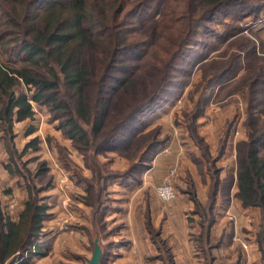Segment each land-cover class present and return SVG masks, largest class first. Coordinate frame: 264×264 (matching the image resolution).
<instances>
[{
  "label": "trees",
  "instance_id": "16d2710c",
  "mask_svg": "<svg viewBox=\"0 0 264 264\" xmlns=\"http://www.w3.org/2000/svg\"><path fill=\"white\" fill-rule=\"evenodd\" d=\"M175 2L173 9L160 0H0V132L9 154L6 168L11 174L18 166L14 160L13 125L27 123L24 135H31L34 132L31 122L35 120V106L47 108L52 119L59 122V130L79 150L87 149L90 136L99 138L95 147L97 154L106 149L112 151L115 148L113 144L119 145L126 138L130 142L124 144L123 150L131 149L135 140L141 137L135 136L138 128L144 125L140 117L170 83V70L193 41L194 28H202L207 33V24L231 8L239 13H250L254 18L264 9V4L255 6L248 0H188L186 6L182 0ZM128 7L131 8L126 10ZM153 9H159V22L152 19L150 11ZM145 17L150 19L147 21H151L150 27L154 23L159 29V36L167 32L165 41L157 43L158 47L154 40L135 41L132 37L136 27H130V23L134 20L141 22ZM155 48L158 49L155 51ZM159 51L160 56L157 55ZM134 53L138 58L145 54L152 57L144 60V65L157 57L155 65L160 67L152 71L159 77L148 79L146 84L147 77L144 79L140 75V85L135 80L124 84L122 79H114L115 84L122 86L124 94L136 99L134 101H138L140 96L145 100L106 133L107 95L115 88V84H109L113 79L112 72L119 68L122 58ZM256 82L252 85L255 86ZM94 87L97 92L93 91ZM63 94H68L71 104ZM253 106L250 101L249 105L246 102L248 134L235 147L237 191L233 196L242 207L260 211L256 241L264 264V117ZM83 124L90 127L89 132ZM229 127L219 140L217 157L224 153ZM121 129L123 132L120 133ZM189 131L193 143L208 164L210 187L206 204L201 206L198 203L190 183L188 191L195 205L194 213L200 217L198 241L201 245L211 246L208 233L214 220V206L221 191L222 200L228 199L226 191L230 179H219V169L210 156L208 145L199 137L195 127H190ZM142 136V144L145 142L142 154L137 161L131 162L127 171L128 176L136 180L150 167L163 144L156 139L157 135ZM32 144H35L34 140ZM61 162L67 167L65 161ZM111 178L113 176L98 175L100 187L84 180L86 195L81 201L93 208L99 219L105 215L107 207L103 197ZM36 192L28 187V198L22 203L15 222L0 212V264H26L33 256L24 254L39 238L42 222L47 217V206L42 203L44 199L37 198ZM96 193L98 202L93 205L91 200ZM147 228L152 240L166 256L163 245L156 240V232L149 225ZM207 259L211 261V258ZM164 260L171 264L167 256Z\"/></svg>",
  "mask_w": 264,
  "mask_h": 264
},
{
  "label": "rangeland",
  "instance_id": "374dc122",
  "mask_svg": "<svg viewBox=\"0 0 264 264\" xmlns=\"http://www.w3.org/2000/svg\"><path fill=\"white\" fill-rule=\"evenodd\" d=\"M160 1L168 8L173 7L174 9L176 6V0ZM182 1L185 2L184 6H186L188 0ZM248 1L255 6L264 4V0ZM131 7L126 8V10ZM234 9L226 10L225 14L207 24V30H209L207 33L203 32L202 28H194L193 41L188 45L183 56L174 62L170 70V83L159 94L158 100L140 117L144 125L138 128L135 136L141 137L136 139L134 146L127 151L123 150L124 144L130 142L126 138L124 142L120 143L121 145L113 144L115 148L112 151L106 149L97 154L95 147L99 138L96 139L92 136H90L87 149L85 151L79 150L64 136L63 131L59 130V122L52 119V114L47 108L35 106L36 115L32 123L34 132L26 137L23 135L22 139L17 140V146H14V160L18 166L14 168L13 174L6 168L8 160H2L0 157V212L10 219L14 218L22 208V203L28 198V187L33 192L40 190V192L35 193V196L44 199L42 203L47 206V217L42 222V236L38 238L40 241L39 253L26 264H88L95 239H98L102 249L107 247L106 241L112 233L111 228L109 230L106 228L102 222L103 218L99 219L95 210L90 206H88L90 208L89 218L83 215V207L86 206L81 201V198L86 195L84 180L92 181L99 186L98 175H109L113 178H120L122 175L127 176L131 162L137 161L142 154L145 143L142 144L141 140L144 137L143 134L148 135L147 137L157 135L156 139L163 141V144L174 137L181 140L187 156L182 160L183 167H180L179 171L176 167L173 168L176 170V176L181 175L183 177L178 179L180 180L179 184L183 180L184 184L181 185L186 188L188 185L187 176L191 178L193 176L196 180L201 178V173L198 169L192 168L191 160L188 157L196 151L190 145L193 141L189 128H196L199 137L208 145L210 156L214 158L217 156L216 150L219 140L229 125L230 128H233L228 141L229 148L225 152V157L221 162H217V165L219 167L220 165H230L231 154L233 156L234 153L233 142L241 137V132L247 138L248 127L245 124L249 116H246L245 113L247 111L246 102L247 105H249V101L251 104L253 103L260 116L264 117V9L260 10L255 18L250 13H239ZM150 14L154 17L152 18L154 22H159V9H153ZM147 16L149 17V15ZM148 17L141 19V22L134 20L130 23V27H136L132 37L135 38V41L138 39L154 40L156 47H158V44L165 41L167 32L159 36V29L155 28L154 23L151 27L148 25L151 22H147L150 20ZM157 49L155 48V51ZM146 51L149 54L148 48ZM157 53L160 56V51ZM138 57L134 53L125 59L122 58L119 62V68L116 67L113 70V79L109 84L114 85V79H122L124 84L135 80V83L140 85V75L144 79L145 76L147 77L146 84L150 78L157 79L159 74H153L154 71H152L153 68L158 67L159 69L160 67L155 65L157 57H153L154 60H150L146 65L142 64L143 61H148V58L152 59V57L146 56V54L141 58ZM120 67L124 68L120 69ZM220 75L222 77L218 78ZM255 82L257 84L253 86L252 83ZM149 89L150 86L147 87V90ZM93 91L97 92V89L94 87ZM63 95L65 100L71 104L68 94ZM107 97L109 104L104 116V132L106 133L113 124L129 113L131 114L145 100L143 96H140L139 102L134 101L136 99H132L130 94H124L122 86L118 84H115L112 93H109ZM193 123L196 124L193 125ZM134 124L138 125L137 122ZM83 127L86 131H90L89 126L83 124ZM119 132H123V129ZM219 136L222 137L217 140ZM33 140L35 144H32ZM212 141L215 143L214 146H212L213 144L210 145ZM61 161H65L67 167H64ZM217 165L215 164L216 167ZM188 167L192 171L191 174ZM176 179H174V188L177 193L179 189L175 183ZM195 192L201 201L205 199L202 185L199 188L195 187ZM66 195L70 198L68 206L70 212L68 214L62 207V201ZM97 198V193L96 195L93 194L91 204L96 205ZM103 198L107 207L106 213L110 198L107 190ZM143 200L155 201L157 206L160 204L169 205L160 201L153 190H150V196L147 193ZM246 213L250 214L247 215L248 218L242 219L238 231L240 238L233 236V238L230 237L229 241V245H233L230 251L237 252L239 256L241 252L242 254L250 252L254 243L259 250L256 241L260 223L258 214L255 215L251 211ZM62 214L70 223L72 232L58 230L57 218ZM192 215V212H189L188 219ZM255 216L257 217L256 230H254ZM226 217L232 219L226 221L233 226L235 214L230 213ZM85 219H89L90 222ZM82 227L89 230V235L86 236L81 231ZM45 235L48 236L47 240L44 238ZM254 235L255 240L253 241ZM24 256L26 255L24 254ZM227 264H239V261H230Z\"/></svg>",
  "mask_w": 264,
  "mask_h": 264
},
{
  "label": "crops",
  "instance_id": "0c3cea01",
  "mask_svg": "<svg viewBox=\"0 0 264 264\" xmlns=\"http://www.w3.org/2000/svg\"><path fill=\"white\" fill-rule=\"evenodd\" d=\"M26 125L27 123H14V146H17L16 142L18 139H22ZM231 129L233 130V128L229 127L226 135V147L223 155L213 158L216 165L217 162H221L225 157V152L229 148L228 141L232 134ZM240 136L239 139L233 142L234 153L233 156L231 154L232 161H230V165H220V167L217 165L219 179L223 180L229 177L230 185L226 191L228 192V199L222 200L221 191L214 206V220L208 233V242L211 246L201 245L198 241L200 217L194 213L195 205L188 191L190 183L198 203L201 206L206 204L210 187V177L207 173L208 164L193 142L190 145L196 151L188 157L191 160L192 168L198 169L201 173V178L196 180L193 176L192 178L187 176L188 185L185 188L182 186L184 184L183 180H181L182 185L179 184L180 180L178 179L181 175H177L175 183L179 189L177 191L178 196L174 202L168 203L169 205L160 204L157 206L155 201L143 200L147 193L150 196V190L155 191L156 185L162 183L169 169L176 167L179 171L180 167H183L182 160L187 156V153L183 149L181 140L174 137L170 141L168 139L164 142L154 156L150 167L140 174L139 179L136 180L128 175H122L120 178H111V181H109L107 185V191L110 194L109 208L103 216L102 222L108 230L111 228L112 233L108 236V241H106L108 243L107 247L101 248L103 253L101 264H167L164 260L166 256L171 264H227L236 260L239 261V264H261V253L257 249L256 243L253 242L254 246L250 252L246 254L241 252L240 256L237 252L230 251L233 245H229L230 237L238 236L240 238L238 231L242 219L248 218L247 215L250 214L246 212L251 211L255 215L258 214L260 220L259 209L244 208L233 196L237 191L235 147L239 140L246 139L244 133L241 132ZM220 137L222 136H219L217 140ZM211 144H213L212 146L215 145L213 141L210 142ZM0 157H2V160L7 159L9 161V154L1 138V132ZM189 172L190 174L192 173L191 170ZM201 185L202 192L205 194L203 201L197 197L195 192V187L199 188ZM83 209V215L89 218L90 208L86 205ZM189 212L193 214L190 219H188ZM230 213L236 216L233 226L226 221L234 219L233 216H231L232 219L229 218L230 216L226 217ZM17 214L14 218H11V221H16ZM86 221H89V219ZM254 221V230H256V216ZM148 225L156 232V240L163 245L166 256L162 254L156 241L152 240L147 228ZM81 231L86 236L89 235L87 228L82 227ZM255 235L253 236V241L255 240ZM40 236H42V233H40ZM44 238L47 240L48 236L45 235ZM35 256L33 255L30 260H33ZM207 257L211 258V261H208Z\"/></svg>",
  "mask_w": 264,
  "mask_h": 264
},
{
  "label": "built area",
  "instance_id": "2783aa9c",
  "mask_svg": "<svg viewBox=\"0 0 264 264\" xmlns=\"http://www.w3.org/2000/svg\"><path fill=\"white\" fill-rule=\"evenodd\" d=\"M176 177V170L171 168L168 170L166 176L164 177L162 183L155 187V194L157 198L162 201L163 203H170L176 198V190L174 188V179ZM70 198L66 195V198L62 201V207L65 209V213L68 214L70 212L69 206ZM64 214L58 216L57 224L58 230L63 232H72L70 223L66 220ZM40 250V241L35 239L30 249L25 251V255L32 254L36 255L39 253Z\"/></svg>",
  "mask_w": 264,
  "mask_h": 264
},
{
  "label": "water",
  "instance_id": "95a60500",
  "mask_svg": "<svg viewBox=\"0 0 264 264\" xmlns=\"http://www.w3.org/2000/svg\"><path fill=\"white\" fill-rule=\"evenodd\" d=\"M102 249L99 245L98 239H95L93 242V252L88 264H100L102 260Z\"/></svg>",
  "mask_w": 264,
  "mask_h": 264
}]
</instances>
